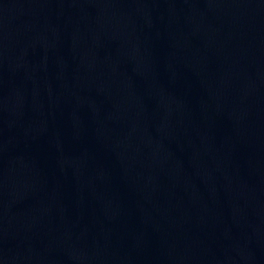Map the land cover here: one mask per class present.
<instances>
[{
  "label": "water",
  "instance_id": "obj_1",
  "mask_svg": "<svg viewBox=\"0 0 264 264\" xmlns=\"http://www.w3.org/2000/svg\"><path fill=\"white\" fill-rule=\"evenodd\" d=\"M0 264H264V0H0Z\"/></svg>",
  "mask_w": 264,
  "mask_h": 264
}]
</instances>
